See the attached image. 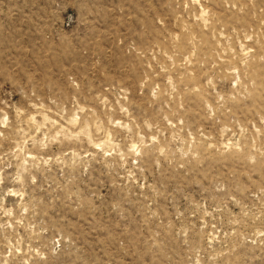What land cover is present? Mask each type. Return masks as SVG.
Masks as SVG:
<instances>
[{"label":"rangeland","instance_id":"rangeland-1","mask_svg":"<svg viewBox=\"0 0 264 264\" xmlns=\"http://www.w3.org/2000/svg\"><path fill=\"white\" fill-rule=\"evenodd\" d=\"M0 264H264V0H0Z\"/></svg>","mask_w":264,"mask_h":264}]
</instances>
